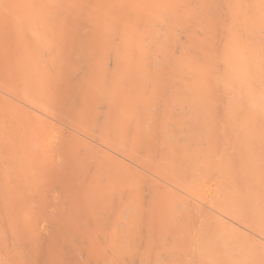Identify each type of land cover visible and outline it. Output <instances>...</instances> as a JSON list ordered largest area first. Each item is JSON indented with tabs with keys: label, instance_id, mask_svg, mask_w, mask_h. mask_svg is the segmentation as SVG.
<instances>
[{
	"label": "bare ground",
	"instance_id": "1",
	"mask_svg": "<svg viewBox=\"0 0 264 264\" xmlns=\"http://www.w3.org/2000/svg\"><path fill=\"white\" fill-rule=\"evenodd\" d=\"M0 264H264V0H0Z\"/></svg>",
	"mask_w": 264,
	"mask_h": 264
}]
</instances>
